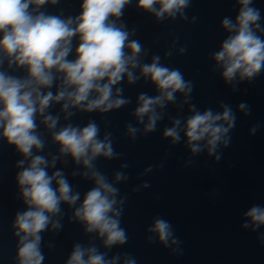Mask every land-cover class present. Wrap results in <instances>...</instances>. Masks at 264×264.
Returning <instances> with one entry per match:
<instances>
[{
	"label": "clouds",
	"instance_id": "9594fccd",
	"mask_svg": "<svg viewBox=\"0 0 264 264\" xmlns=\"http://www.w3.org/2000/svg\"><path fill=\"white\" fill-rule=\"evenodd\" d=\"M59 2L0 0V138L24 157L18 162L22 170L16 177L26 206L16 214L13 224L14 235L18 237L17 264H43L42 233L49 225L53 230L62 229V204L74 208L72 219L84 226L85 233L95 234L104 249L110 250L128 240L120 222L124 199H118L119 188L95 164L100 157L113 159L119 155L113 147L112 134L108 132L101 139L100 127L94 120L83 127L72 123L58 127L60 114L49 111L54 105L61 106L65 120L76 114L72 109L108 113L130 103L123 95V87L117 86L125 79L134 84L143 77L155 85L158 94H140L134 114L141 123L147 117L144 131L152 132L163 118L157 109L174 103L176 93L187 97L192 91L191 82L185 80L183 73L161 64L159 56H154L150 63L141 61L143 45L130 39L134 33L126 25L117 23L132 0H81L79 14L68 17L45 10L46 5ZM253 2L234 0L238 6L235 18L226 16L221 21L228 35L213 59L221 68L225 83L237 78L252 81L264 72V35L260 34L264 33V26L261 12ZM189 4L190 0H137L136 7L163 20L183 14ZM76 38L78 42L74 44ZM21 69L24 75L11 74ZM245 107L240 105L241 109ZM189 111L191 115L183 122L182 130L192 153L206 147L212 155L221 143L224 146L230 143L227 134L235 126L230 106L224 105L221 112L212 109L200 112L191 105ZM41 124L58 145V154L52 155L51 161L38 154L46 146L38 131ZM127 130L133 138L139 131L131 123ZM180 133L181 120L175 119L164 136L178 143ZM202 141L206 142L203 146ZM62 157H70L84 169L73 171V176L80 175L93 182L82 201L80 192L74 191L62 169L49 172ZM115 178L119 181L125 176L117 172ZM244 216V228L256 231L264 225V207L260 205L251 206ZM148 230L165 245L170 240L180 242L164 219H156ZM119 259V255L108 258L107 251L101 252L94 244L76 243L66 264H117ZM125 264H136V260L126 258Z\"/></svg>",
	"mask_w": 264,
	"mask_h": 264
},
{
	"label": "water",
	"instance_id": "95a60500",
	"mask_svg": "<svg viewBox=\"0 0 264 264\" xmlns=\"http://www.w3.org/2000/svg\"><path fill=\"white\" fill-rule=\"evenodd\" d=\"M136 3L132 0L117 23L126 25L134 33L130 39L143 45L141 61L150 63L159 56L161 64L183 73L192 91L187 97L176 93L174 103L157 109L163 118L152 132L144 131L147 117L141 123L134 114L140 94H158L155 85L143 77L134 84L125 79L117 86L123 87V95L130 103L108 113L72 109L76 114L65 120L59 104L49 110L53 115L60 114L58 127L66 123L83 127L94 120L100 127L101 139L108 132L112 134L113 147L119 155L113 159L100 157L95 164L119 188L118 199H124L120 222L128 240L104 249L95 234L85 233L84 226L72 219L74 208L62 204V229L53 230L49 225L42 233L43 264H66L76 243L94 244L101 252L107 251L108 258L119 255L117 264H125L129 257L136 264H264V225L256 231L242 226L246 222L244 213L251 206L264 207V72L252 81L237 78L225 83L213 59L228 35L221 21L226 16L234 19L238 6L234 0H190L183 14L157 20L137 8ZM80 4L81 0H60L56 5H46L45 10L64 17L76 16ZM253 6L260 10L264 26V0H254ZM77 42L78 38L74 44ZM136 73L139 75V69ZM11 74L22 76L24 72L21 69ZM241 104L246 107L241 109ZM191 105L200 112H221L224 105L231 107L235 126L227 134V146L221 143L212 155L206 147L199 153L190 151L182 129L191 115ZM175 119L181 120L178 143L164 136ZM129 123L139 129L135 138L128 133ZM38 131L46 142L38 154L51 161L52 155L58 154V145L43 124ZM200 143L203 146L206 142ZM22 159L14 146L0 138V264H17L18 237L13 224L16 214L26 209L16 179L22 170L17 166ZM56 169L64 171L82 201L93 182L72 173L84 169L70 157H62L49 172ZM117 172H122L125 179L117 181ZM158 218L171 224L179 243L170 240L165 245L148 230Z\"/></svg>",
	"mask_w": 264,
	"mask_h": 264
}]
</instances>
